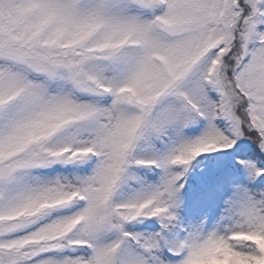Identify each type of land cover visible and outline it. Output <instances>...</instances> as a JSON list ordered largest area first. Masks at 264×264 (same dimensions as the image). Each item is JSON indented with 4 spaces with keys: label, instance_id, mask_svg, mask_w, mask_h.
I'll list each match as a JSON object with an SVG mask.
<instances>
[{
    "label": "trees",
    "instance_id": "obj_1",
    "mask_svg": "<svg viewBox=\"0 0 264 264\" xmlns=\"http://www.w3.org/2000/svg\"><path fill=\"white\" fill-rule=\"evenodd\" d=\"M141 1L152 6L143 10L137 3L108 1L104 17L91 14V22L63 34V42H75L95 30L85 47L100 58L83 68L82 79L90 94H77L65 79L61 96L51 89L60 98L53 104L41 91L0 93V106L12 107L0 119V148L36 142L40 153L55 159L44 168L26 167L0 196V220L34 219L0 244L25 254L16 264H108L106 256L119 241L109 247L92 233V210L96 199L104 203L110 196L131 135L135 150L127 159L133 166L118 197L108 201L121 227L115 234L137 255L125 264H264V137L251 109L254 100L234 86L232 67L226 72L239 98L237 131L208 85L206 105L187 98L195 119L165 124L155 112L143 117L136 109L125 112L124 104L149 95L162 62L177 59L176 45L159 43L150 28L155 20L173 22L176 0ZM102 2L91 0L94 10ZM239 3L245 10L244 0ZM255 32L264 52V13ZM235 40L230 43L237 45ZM217 48L225 61L238 50L228 47L233 52L228 57L227 49Z\"/></svg>",
    "mask_w": 264,
    "mask_h": 264
},
{
    "label": "rangeland",
    "instance_id": "obj_2",
    "mask_svg": "<svg viewBox=\"0 0 264 264\" xmlns=\"http://www.w3.org/2000/svg\"><path fill=\"white\" fill-rule=\"evenodd\" d=\"M17 1L19 3L16 0H0V59L5 60L6 66L5 78L0 76V93L7 90L8 94L14 96L29 90L32 94L41 91L40 95L49 94L46 101L53 104L60 99L55 95L61 96L60 90L63 89L65 79L74 85L77 94H90L88 84L82 79L85 73L83 68L100 58L85 47L86 40L95 30L82 33V39L75 42L65 43L62 36L75 31L74 25L81 21L91 22V14L94 18L104 17L109 12L108 1L113 0H103L100 10H94L95 5L91 0ZM117 1L137 3L143 10L152 6V1L148 7L141 0ZM244 3L247 5L245 10L239 0H176L170 10L173 22L155 20L150 28L159 43L176 45L173 55H177L179 60L174 59L171 64L162 62L160 74L151 79L149 95L143 100H131L124 104L125 112L136 109L142 117L146 113L155 112L165 124H177L181 118L189 120L190 115L195 119L194 110L187 105V98L191 96L193 100L202 101L206 105L208 98L204 87L208 85L218 102L221 101L224 114L235 127L234 120L238 122L234 104L239 102V98L233 87V78L237 86L254 100L251 109L261 120L259 123L264 137V101L261 100L264 96V52L261 44H255V30L260 21V13H264V0H244ZM50 32H56L55 36H51ZM234 40L238 42L237 45L230 43ZM220 42L222 45L218 46ZM230 46H235L234 52L238 50L230 60L225 61L217 47L228 50ZM227 50L226 55L230 57L233 52ZM227 66L234 70L232 78L228 77ZM9 67L13 68L12 72H8ZM31 75L41 76L42 80L32 82L29 79ZM207 81L209 84H206ZM51 89L58 93L52 94ZM65 102L70 103L67 100ZM10 106L11 102L0 106V119L11 110ZM72 124L74 122L65 124L64 128ZM131 141L132 135L119 159L110 196L107 195L104 203L96 199L97 204L93 205L92 210V233L102 235V241L109 247L115 248L119 241L118 247L108 254V258L106 256L108 264H125L132 254L137 256L115 234L118 227L121 228L114 222L118 214L108 207L111 196L112 200L118 197L124 185L123 176L128 177L133 166L126 158L129 151L135 150ZM41 147L36 142L28 141L25 145L13 147L9 144L0 148V196L11 190L18 175L20 178L24 176L26 167L31 165L32 168H44L55 163L54 158L44 152L40 153ZM4 217L6 220H0L1 245L15 231L34 221L33 217L15 220ZM120 224L123 225L122 220ZM24 256L23 252L9 251L5 245L0 249V264H16Z\"/></svg>",
    "mask_w": 264,
    "mask_h": 264
}]
</instances>
